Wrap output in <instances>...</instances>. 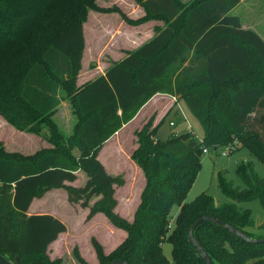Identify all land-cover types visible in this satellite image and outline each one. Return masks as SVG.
<instances>
[{
    "label": "trees",
    "instance_id": "trees-1",
    "mask_svg": "<svg viewBox=\"0 0 264 264\" xmlns=\"http://www.w3.org/2000/svg\"><path fill=\"white\" fill-rule=\"evenodd\" d=\"M241 1L134 0L144 11L134 21L117 6L98 7L96 0H0V117L19 132L40 136L45 130L51 146L23 156L6 153L0 144V264H61L45 253L66 231L64 224L49 215H27L31 202L52 189L65 191L70 205L87 209L86 221L101 214L126 234L108 255L90 240L98 264H171L164 244L171 246L172 264H205L188 237L203 216L256 241L201 222L193 237L211 264H264V235L251 231V211L236 205L258 201L264 209V178L252 162L237 166L243 189L218 177L221 193L233 203L218 204L207 193L185 202L203 150L238 144L264 164V41L230 15ZM89 10L116 12L131 26L158 20L163 27L112 62L104 75L77 87ZM157 94L184 102L203 138L188 132L159 138L164 118L155 126L150 118L136 133L131 159L145 184L128 222L115 212V187H122L123 176L108 174L97 156ZM65 101L74 118L69 134L53 119ZM79 171L84 185H67ZM73 256L87 264L76 252Z\"/></svg>",
    "mask_w": 264,
    "mask_h": 264
},
{
    "label": "rangeland",
    "instance_id": "rangeland-1",
    "mask_svg": "<svg viewBox=\"0 0 264 264\" xmlns=\"http://www.w3.org/2000/svg\"><path fill=\"white\" fill-rule=\"evenodd\" d=\"M190 1L191 0H181L184 4ZM96 4L101 8L117 6L130 20L136 21L144 17L143 9L136 4L134 0H96ZM230 15L238 17L244 29H251L259 34V36L262 35L263 37L261 36V38L264 40V1L259 3L256 2L254 9L249 6V3H247V5L242 3L233 9ZM150 22L163 24L161 21L153 20L139 26ZM130 27L135 28L138 26H131L125 23L116 12L103 14L94 10H89L87 12L86 22L83 24V34L89 48L88 54L94 52L95 55H88V66L94 68L96 66V63H94L95 60L105 56L108 58L109 54L112 55L119 49L122 45L120 43L125 40L129 41L130 35L132 34ZM101 28L103 29L99 32ZM155 28L159 27L155 26ZM108 62L112 63L111 61ZM88 66L86 65L84 68L86 69ZM164 106L163 104H157L155 108L146 110L139 117V119L144 118L142 125L139 126L136 122L124 131L123 159L117 163V167L111 166L107 168L109 171L116 172V176H123L124 184L122 187H115V194L120 204L119 210L125 211L123 214L120 212V215L126 219V221H129L130 214L139 203L140 193L145 184L143 174L137 164L131 159V155L138 147L136 133L142 129L148 120L153 118L154 125L156 117H162L161 119L164 118L160 126V135L162 137L167 135H180L188 132L192 133L198 140H202L203 138L201 125L189 112L184 102L179 103L181 111L180 119L178 117L167 116V114L165 115L166 117L163 116L165 111ZM67 109L68 107L57 110L54 115L56 117L53 118L64 134H69L68 130L70 128L68 111L66 112ZM177 121L180 123L179 128L176 125ZM181 126L187 128L181 130ZM15 130L16 129L0 117V144L6 153L20 154L18 152L20 151V147L30 144L28 140L29 137H27V139L19 137V135L14 134ZM125 132H128V134L126 135ZM38 137L47 143L48 135L45 130ZM125 143L128 146H126ZM5 144L7 147H5ZM135 146H137L136 149L130 152ZM229 146L230 145L218 147L216 151H214L213 148L208 149V153L201 156V167L186 198V203L193 201L201 193L209 194L218 204L233 203L232 200L221 193L218 186V177H223L226 181L232 183L233 187L243 189V185L236 175L237 166L241 163L252 162L256 174L264 178V164L259 163L245 148H238V144L233 146V150L227 156H222V150ZM75 152L76 150L74 153ZM126 155H129L130 160L140 170L141 173L139 172V175H137L135 168L131 165L132 162L129 163L128 160L124 158ZM76 176L77 180L71 185L82 187L86 180L84 173L79 171L76 173ZM49 191L50 193L48 195L44 196L48 192L47 191L42 196L35 199H41V201L43 199L45 200V206L42 207L44 211L51 212L56 216L64 224L66 231L59 236L46 251L45 257L49 261L60 259L61 264H78L73 256V253L76 252L87 264H98L90 240L94 239L103 247L104 253L108 255L122 239L123 231L114 227L101 214H95L90 220L86 221L88 210L81 208L79 204L70 205L67 202L65 191L62 189H52ZM236 205L240 210L248 209L251 211V218L254 223V228L251 229V231L256 236L264 235V230L259 229V226L264 222V209L259 202L251 201L236 203ZM40 206H42V202ZM176 210V207L173 208L171 213L172 216L175 215ZM162 249L163 254L172 264L171 246L169 244H164ZM246 264H249V262Z\"/></svg>",
    "mask_w": 264,
    "mask_h": 264
},
{
    "label": "crops",
    "instance_id": "crops-1",
    "mask_svg": "<svg viewBox=\"0 0 264 264\" xmlns=\"http://www.w3.org/2000/svg\"><path fill=\"white\" fill-rule=\"evenodd\" d=\"M248 1H250V2H248ZM262 1H264V0H242L239 3V5L242 4V3L245 4V5H247V3H249V6H251V8L254 9L255 3L256 2L259 3V2H262ZM155 26L160 28V27H163V24L158 23V22H150V23H147L145 25L138 26V27H135V28L130 27V30H131L132 34L130 35L129 41H126L125 40L124 42L120 43L122 45L119 47V49L116 52H114L112 55L109 54L108 55V58H106V56H105L103 58H100V59L95 60L94 63H96V66L94 68H90L88 66V58H89L88 55L94 56L95 53L93 52L91 54H88L89 48H88V45L85 42L86 41V38L84 37L85 46H84V51H83V55H82V59H81V71L79 72V75H78V78H77V81H76L77 87H81L82 85H84V84H86L88 82L94 81L99 76L104 75L106 69L111 64L108 61H111V62H119V61L123 60L126 57V55H125L126 52L135 51L139 47H141L143 44H145L146 42H148L149 40H151L152 37L154 36L153 28H155ZM242 28H243V26H242ZM102 29L103 28L99 29V32ZM249 30H251V29H249ZM261 36H259V37L261 38ZM85 60H86V63H85ZM85 64L88 66L86 69L84 68L86 66ZM180 102H182V101H176L175 98L170 97L168 95L157 94L154 97H152L138 111V113L135 115V117L129 123H127L126 125H124L119 131H117L113 136H111L103 144V146H102V148L99 151L98 156H97L98 161L103 165V167L105 168V170L107 171V173L110 174V175H113V176H116L117 175V174H115L116 172L109 171L107 168H109L111 166L112 167L113 166L114 167H117V163H119L123 159V157H122L123 150H124V140L123 139L125 138V136H123L124 131H126L130 126H132L136 122L139 124V126L142 125L143 122H144V118L143 119L141 118L142 119L141 120V119H139V117L146 110H150V109L155 108V106L157 104H163V105H165L164 106L165 107V111L163 113V116H165L167 114V116H170V117H172V116L173 117H178L180 119V117H181V111H180V108H179V103ZM66 107H68V109L66 110V112L68 111L67 112L68 113V118H69L68 121H70V128L68 130V133H70L71 128H72V125L74 123V118L71 115V111H70V108H69L68 103L66 101L65 102H61L60 105L57 107V110L62 109V108H66ZM57 110H56V112H57ZM54 117H56V116H54ZM66 118H67V115H66ZM161 118L160 117H156V122L154 123L153 126H155L159 122V120ZM176 125L179 128V125H180L179 121L176 122ZM160 128H159L157 134H158L159 138L165 139L166 137H168V135L165 136V137H162L160 135ZM186 128L187 127H182L181 126V130H183V129L185 130ZM14 134H17V135H19V137H22L24 139H27V137H29L28 140H29L30 144L28 146H22V147H20V151H18L20 154H22L24 156H30V155H33V154H35L36 152H38V151H40L42 149H48V148L51 147L48 143H46L44 140H42L40 137H38L36 135L28 134V133H25V132H19L17 130H15V133ZM125 134L127 135L128 132H125ZM132 136H133V134H132ZM125 145L128 146L126 143H125ZM5 147H7L6 144H5ZM136 147L137 146H135V148L133 150H131L130 152H133L136 149ZM75 154H77V152H75ZM129 155H130V153H129ZM129 155H126L124 158L127 159L129 163H131L132 161L130 160ZM131 165L135 168L137 175H139L140 170L137 168V166H135V164L133 162H132ZM73 183H66V184L67 185H70V186H73V187H79V186L71 185ZM49 193H50V191H48L44 196L48 195ZM115 197H116V194H115ZM139 201H140V198H139ZM41 202H42V206H40V203ZM44 202H45L44 199L42 201H41V199L40 200L34 199L31 202V205L29 206V208L27 210V215H29V216H34V215H49V216H52V217L58 219L51 212L44 211V208H42V207L45 206L44 205ZM138 204H137V206H138ZM137 206L135 207L134 211L130 214V219H129V221L127 220L128 222H132L133 216H134V212H135ZM119 207H120V204L117 201V206L115 208V212L118 215H120V212H122V214H123V212H125V211H120L119 210ZM172 210H171V213H172ZM177 213H178V208L176 210L175 215L172 216V214H171V218H174ZM62 234H60L59 236H61ZM125 237H126V234L123 232V237L120 240V242L118 243V245L122 243V241L125 239ZM51 245L49 246V248L51 247ZM118 245H116L114 248H116Z\"/></svg>",
    "mask_w": 264,
    "mask_h": 264
},
{
    "label": "water",
    "instance_id": "water-1",
    "mask_svg": "<svg viewBox=\"0 0 264 264\" xmlns=\"http://www.w3.org/2000/svg\"><path fill=\"white\" fill-rule=\"evenodd\" d=\"M203 221H209V222H212L216 225H220L224 228H226L229 232H231L232 234L238 236L239 238H242L244 239L245 241L247 242H256V241H253L251 239H248L246 238L241 232L237 231L235 228L223 223V222H220L219 220H216V219H213L211 217H208V216H203L201 218H199L198 220H196L193 225L191 226V228L189 229V232H188V237H189V240L192 242V244L194 245L195 249L197 250L198 252V255L202 258V260L205 262V264H211L210 260L208 259L207 255L205 254V252L201 249V247L195 242L194 240V237H193V231L194 229ZM260 242V241H259ZM109 264H127L126 262L124 261H121V260H116V261H113Z\"/></svg>",
    "mask_w": 264,
    "mask_h": 264
},
{
    "label": "built area",
    "instance_id": "built-area-1",
    "mask_svg": "<svg viewBox=\"0 0 264 264\" xmlns=\"http://www.w3.org/2000/svg\"><path fill=\"white\" fill-rule=\"evenodd\" d=\"M233 146H229L228 148L222 150L221 155L222 156H227L232 150H233ZM208 150H203V154H207Z\"/></svg>",
    "mask_w": 264,
    "mask_h": 264
}]
</instances>
